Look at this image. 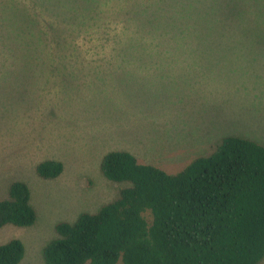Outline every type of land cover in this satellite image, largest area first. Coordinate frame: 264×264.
Wrapping results in <instances>:
<instances>
[{
	"label": "rangeland",
	"instance_id": "1",
	"mask_svg": "<svg viewBox=\"0 0 264 264\" xmlns=\"http://www.w3.org/2000/svg\"><path fill=\"white\" fill-rule=\"evenodd\" d=\"M9 1L0 0V200L9 198L12 183L23 181L38 217L32 227L0 230V245L23 242L20 264H45L44 248L57 237L59 223L97 213L130 186L103 175L110 152H130L174 174L214 153L229 136L264 145V35L238 36L243 30L234 25L245 20L248 26L251 12L257 13L253 24L261 33L264 0H220L226 25L212 37L184 36L169 26L174 19L200 23L203 0H100L95 7L78 0L80 10L105 12L85 13L86 26L80 25L83 11L68 22L58 18L59 32L74 27L75 36L62 41L70 51L63 52L52 42L46 13L59 3L69 14L74 0H51V9L40 13L43 23L35 29L43 28L55 52L49 46L39 51L42 40L31 34L24 52L13 50L11 28L3 27ZM138 24L149 35L138 37ZM104 26L111 29L103 33ZM46 160L61 162L63 174L40 178L36 168Z\"/></svg>",
	"mask_w": 264,
	"mask_h": 264
},
{
	"label": "trees",
	"instance_id": "2",
	"mask_svg": "<svg viewBox=\"0 0 264 264\" xmlns=\"http://www.w3.org/2000/svg\"><path fill=\"white\" fill-rule=\"evenodd\" d=\"M50 1L31 0L32 8L25 7L20 0L8 2L10 14L3 18V27L9 24L11 28L14 51L24 52L22 46L26 40H23L30 34L42 40L39 51L49 46L50 39L44 38L43 28L38 31L35 28L43 23L39 19L44 15L40 13L55 4ZM88 1L94 7L102 4L100 0ZM206 1L205 5L203 0L205 18L200 23L181 24L179 19H174L169 26L173 25L171 28L184 36L222 35L227 12L220 8V0ZM74 2L69 14L59 3L53 6L51 14L46 13L52 18L48 29L52 32V42L59 48L56 51H70L62 41L75 36L74 27L59 32L58 18L68 22L83 11L80 25L86 26L85 13L105 12L94 7L80 10L79 1ZM46 4L49 6L45 7ZM28 10L39 14H30ZM243 14L239 9L236 17L241 19ZM251 14L248 26L244 25L245 20L234 24L243 30L238 36L264 35V21L260 26L263 31L257 32L253 19L258 14ZM102 29L107 33L111 27ZM134 29L140 31L138 37L149 35L139 24ZM49 47L55 52L54 47ZM133 49L131 46L111 51ZM101 170L109 181L126 182L130 186L97 213H82L73 223H59L57 237L44 248L45 264H118L119 261L123 264H259L264 259L263 144L245 137H226L214 153L192 161L174 174L140 163L130 152L114 151L103 157ZM63 171V164L55 160L43 161L36 168L37 175L44 180L56 179ZM37 218L30 187L23 181H15L10 186L9 198L0 200V230L9 225L32 227ZM24 256L21 240L0 245V264H20Z\"/></svg>",
	"mask_w": 264,
	"mask_h": 264
}]
</instances>
